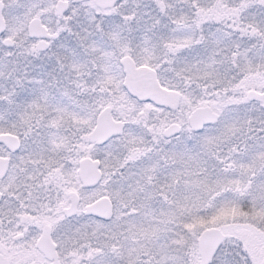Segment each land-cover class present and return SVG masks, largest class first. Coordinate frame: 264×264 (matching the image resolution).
Wrapping results in <instances>:
<instances>
[{
  "label": "snow or ice",
  "instance_id": "1",
  "mask_svg": "<svg viewBox=\"0 0 264 264\" xmlns=\"http://www.w3.org/2000/svg\"><path fill=\"white\" fill-rule=\"evenodd\" d=\"M0 264H264V0H0Z\"/></svg>",
  "mask_w": 264,
  "mask_h": 264
}]
</instances>
